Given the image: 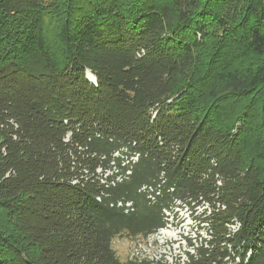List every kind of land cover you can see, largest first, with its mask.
<instances>
[{
    "label": "trees",
    "instance_id": "16d2710c",
    "mask_svg": "<svg viewBox=\"0 0 264 264\" xmlns=\"http://www.w3.org/2000/svg\"><path fill=\"white\" fill-rule=\"evenodd\" d=\"M176 208L264 264V0H0V264H165L111 242Z\"/></svg>",
    "mask_w": 264,
    "mask_h": 264
},
{
    "label": "rangeland",
    "instance_id": "374dc122",
    "mask_svg": "<svg viewBox=\"0 0 264 264\" xmlns=\"http://www.w3.org/2000/svg\"><path fill=\"white\" fill-rule=\"evenodd\" d=\"M130 159L134 162L137 160V156L132 155ZM126 162L128 160L124 161V163ZM99 171L100 169H98ZM110 172L112 170L107 171L106 174H110ZM128 174L130 172L126 171L123 176L117 175L113 179L114 182L111 180L110 183L120 182L123 178H127ZM200 211L199 208L192 213L194 219L188 210L176 208L172 216L169 215L170 221L164 228L159 229L147 238L137 237L132 239L127 235H117L112 239V248L121 261L132 257H147L160 260L165 264H174L177 260L182 263L187 259L185 252L188 250L192 252V249L188 248L187 239L194 238L193 241L196 240L198 244L200 238L206 236L204 229L198 223L199 217L197 215L200 214Z\"/></svg>",
    "mask_w": 264,
    "mask_h": 264
},
{
    "label": "built area",
    "instance_id": "2783aa9c",
    "mask_svg": "<svg viewBox=\"0 0 264 264\" xmlns=\"http://www.w3.org/2000/svg\"><path fill=\"white\" fill-rule=\"evenodd\" d=\"M126 171H129L130 172V170H126ZM118 204H120V203H118ZM125 205H126V207H129L130 206V203L127 202Z\"/></svg>",
    "mask_w": 264,
    "mask_h": 264
},
{
    "label": "bare ground",
    "instance_id": "6f19581e",
    "mask_svg": "<svg viewBox=\"0 0 264 264\" xmlns=\"http://www.w3.org/2000/svg\"><path fill=\"white\" fill-rule=\"evenodd\" d=\"M88 77H89V75H88ZM89 78H90V80H92L94 82V79H92L91 77H89Z\"/></svg>",
    "mask_w": 264,
    "mask_h": 264
}]
</instances>
